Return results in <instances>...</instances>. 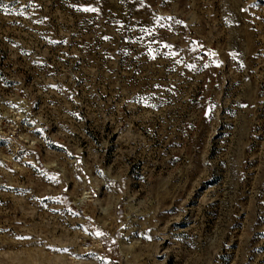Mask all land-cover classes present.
Here are the masks:
<instances>
[{"label": "rangeland", "instance_id": "obj_1", "mask_svg": "<svg viewBox=\"0 0 264 264\" xmlns=\"http://www.w3.org/2000/svg\"><path fill=\"white\" fill-rule=\"evenodd\" d=\"M0 264H264V0H0Z\"/></svg>", "mask_w": 264, "mask_h": 264}, {"label": "snow or ice", "instance_id": "obj_2", "mask_svg": "<svg viewBox=\"0 0 264 264\" xmlns=\"http://www.w3.org/2000/svg\"><path fill=\"white\" fill-rule=\"evenodd\" d=\"M94 9H85V11H93Z\"/></svg>", "mask_w": 264, "mask_h": 264}]
</instances>
